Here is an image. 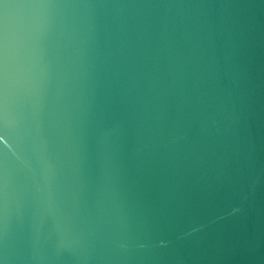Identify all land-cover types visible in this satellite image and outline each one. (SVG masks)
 <instances>
[{
    "label": "water",
    "instance_id": "95a60500",
    "mask_svg": "<svg viewBox=\"0 0 264 264\" xmlns=\"http://www.w3.org/2000/svg\"><path fill=\"white\" fill-rule=\"evenodd\" d=\"M0 264H264V0H0Z\"/></svg>",
    "mask_w": 264,
    "mask_h": 264
}]
</instances>
